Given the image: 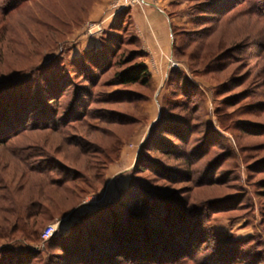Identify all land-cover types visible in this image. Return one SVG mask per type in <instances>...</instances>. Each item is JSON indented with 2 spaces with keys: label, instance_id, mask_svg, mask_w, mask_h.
I'll use <instances>...</instances> for the list:
<instances>
[{
  "label": "rangeland",
  "instance_id": "1",
  "mask_svg": "<svg viewBox=\"0 0 264 264\" xmlns=\"http://www.w3.org/2000/svg\"><path fill=\"white\" fill-rule=\"evenodd\" d=\"M233 1L0 0V117L14 119L24 103L34 109L24 125L36 128L0 145V196L16 190L15 158L30 145L51 155L38 166L56 162L94 187L71 203L51 189L53 220L37 227L40 241L2 240L0 250L69 264L63 241L117 199L120 191L105 201L107 183L127 182L128 192L133 179L141 198L193 216L207 250L236 244L233 264H264V17L252 16L248 0L218 16ZM152 8L154 24H140ZM139 65L147 87L117 85V73ZM51 225L55 243L46 245Z\"/></svg>",
  "mask_w": 264,
  "mask_h": 264
},
{
  "label": "trees",
  "instance_id": "2",
  "mask_svg": "<svg viewBox=\"0 0 264 264\" xmlns=\"http://www.w3.org/2000/svg\"><path fill=\"white\" fill-rule=\"evenodd\" d=\"M242 1L234 0L231 4L229 3L230 7L227 6L218 13V16L239 6ZM246 2L252 16L264 17V0ZM116 81L120 87L128 88L137 85L147 87L150 75L145 67L133 66L117 73ZM57 98V94L51 93L49 101L56 103ZM19 107L21 111H16V116L12 120L6 118L8 113L4 115L2 112L0 145L7 143L20 133L36 129L35 125L31 128L28 124L24 125L26 110L34 112V109L27 107L24 103ZM46 129L48 127L42 128V130ZM144 148L145 146L142 147ZM26 151L29 152L28 155L15 158L21 172L16 190L11 191L7 187V190H3L6 192L5 195L0 196V202L4 203L0 206V241L6 240L13 243L40 241L37 227L45 219L53 220L55 209H53L54 198L50 195L51 189L64 194L66 201L70 203L74 199L80 201L87 195V191L94 190L89 177L86 179L82 176L61 174L58 172L56 162L38 166L36 159H46L51 156L45 146L30 145ZM106 167L104 166L101 170V174L95 172L91 175L94 181H102ZM132 181L128 192L120 191L116 200L99 207L91 216L82 219V223L74 229L75 234L63 241L60 247L69 254L67 261L69 264L78 259L83 260L85 264H116L120 259L124 264H211L210 262L233 264L236 263L237 257L242 255L238 254L239 247L236 248V244L227 251L218 252L214 250L215 248L207 250L206 240L202 238L200 227L195 225L193 216H187L185 210L181 208L171 206L161 208L157 206V203L149 202L148 198H141L143 193L138 195L139 192L132 185ZM79 182L85 188L80 187ZM12 185L10 184V187ZM104 186L105 182L101 184V188ZM19 191H24L26 194L15 199L13 195ZM146 193L147 195L156 194L168 201L171 198L165 191L151 193L148 190ZM6 204L8 206H5ZM160 212L162 214H159ZM151 222L156 224L154 228L149 225ZM54 243L55 238L46 241V245ZM213 246L216 247L215 244ZM6 247L0 250V264H32L34 262V257L31 256L33 252L27 256L25 254L30 252L29 249L16 256L11 251L3 250ZM35 255L40 256L39 253ZM253 258L257 259L256 256ZM257 261L262 260L257 259Z\"/></svg>",
  "mask_w": 264,
  "mask_h": 264
},
{
  "label": "crops",
  "instance_id": "3",
  "mask_svg": "<svg viewBox=\"0 0 264 264\" xmlns=\"http://www.w3.org/2000/svg\"><path fill=\"white\" fill-rule=\"evenodd\" d=\"M141 2H152V0H140ZM153 3V2H152ZM155 3V2H154ZM157 3H155L153 6H156ZM155 8V7H154ZM155 9H148V10H145L141 13V17H139V22L140 24H145V22H147L149 25H153L154 22H155V12H154ZM159 30V28H157ZM113 170L110 169L109 172L111 173ZM123 179V178H122ZM125 180V179H124ZM110 181V179L108 180V182ZM128 183L127 182H124L122 181L121 182H118V183H115V181L113 180L112 183L109 182L106 184V187L104 189V191L102 192V196L103 194L105 195V201L106 202H110L111 200H113L118 191H121V190H124L126 187H127Z\"/></svg>",
  "mask_w": 264,
  "mask_h": 264
},
{
  "label": "built area",
  "instance_id": "4",
  "mask_svg": "<svg viewBox=\"0 0 264 264\" xmlns=\"http://www.w3.org/2000/svg\"><path fill=\"white\" fill-rule=\"evenodd\" d=\"M55 228L54 226H47L41 233V239L46 241L50 239L54 234Z\"/></svg>",
  "mask_w": 264,
  "mask_h": 264
}]
</instances>
